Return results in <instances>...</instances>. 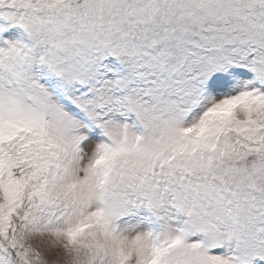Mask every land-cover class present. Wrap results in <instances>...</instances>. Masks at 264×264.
Segmentation results:
<instances>
[{"label":"snow or ice","instance_id":"snow-or-ice-1","mask_svg":"<svg viewBox=\"0 0 264 264\" xmlns=\"http://www.w3.org/2000/svg\"><path fill=\"white\" fill-rule=\"evenodd\" d=\"M0 264H264V0H0Z\"/></svg>","mask_w":264,"mask_h":264}]
</instances>
